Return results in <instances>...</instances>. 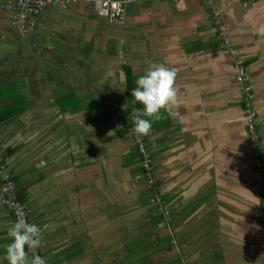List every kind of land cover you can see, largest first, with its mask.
Listing matches in <instances>:
<instances>
[{"label":"crops","instance_id":"obj_1","mask_svg":"<svg viewBox=\"0 0 264 264\" xmlns=\"http://www.w3.org/2000/svg\"><path fill=\"white\" fill-rule=\"evenodd\" d=\"M6 3L0 112L16 116L0 122V165L29 207L43 264H150L181 240L221 227L215 243L225 244L234 222H264V0H134L124 24L74 0L29 14L27 26ZM237 61L253 85L259 142ZM24 239L0 206V264H33Z\"/></svg>","mask_w":264,"mask_h":264},{"label":"built area","instance_id":"obj_2","mask_svg":"<svg viewBox=\"0 0 264 264\" xmlns=\"http://www.w3.org/2000/svg\"><path fill=\"white\" fill-rule=\"evenodd\" d=\"M74 0H7L6 7L18 10L13 24L16 26L33 25L28 21L29 14H38L50 4L68 5ZM93 2L99 13L108 18L114 24H124L126 22L125 7L134 0H89ZM179 2L181 0H174ZM219 38H224V34H219ZM236 70V80L245 92L246 121L249 135L254 142H259V133L257 128L256 112L250 107V101L253 96V85L246 80V69L237 61L234 64ZM137 149L142 156V166L149 181L154 182L155 170L153 166V154L146 135L135 129L132 133ZM2 159L0 155V160ZM0 162H3L1 160ZM256 166L261 168L260 161H256ZM0 206L9 210L15 217L16 222L21 226L25 233V244L27 253L31 257L33 264H43V259L39 252L40 242L34 236V224L29 220V207L23 203L16 192V185L7 171L5 164L0 165ZM168 216V212H165Z\"/></svg>","mask_w":264,"mask_h":264},{"label":"rangeland","instance_id":"obj_3","mask_svg":"<svg viewBox=\"0 0 264 264\" xmlns=\"http://www.w3.org/2000/svg\"><path fill=\"white\" fill-rule=\"evenodd\" d=\"M254 197L256 199H254ZM252 198H253L252 206L254 204L255 205L253 206L254 210H252L251 212L259 215V210L256 209L257 206L261 207V205H259L257 201L258 193L257 195L252 194ZM181 223L182 222H178L177 225L179 226L181 225ZM221 223L223 222H220V224ZM234 223H235L234 231L236 235H234L233 237L230 236L229 240L220 237L224 239L225 244L215 243L216 242L215 236L222 231V228L220 227L219 229L218 228L215 229L217 231L211 232V236L207 235L206 237H202L201 240H199V238L194 242H182L181 240V244H179L180 245L179 248L173 246L172 249L165 254V256L157 255V256H152V258L149 257L147 258L149 259L148 263L150 264H264L263 263L264 262L263 261L264 222H234ZM195 228L197 229V226H195ZM247 230H249L250 239L246 235L244 236L241 235V234H246ZM245 237L248 240V242H246L245 239H243ZM169 242L168 240L164 241L162 243V246L164 245V247L168 248L170 245ZM147 249L140 248L138 250L139 255L142 256L145 252L147 254L149 252L147 251ZM223 254L227 256L223 257L224 256ZM159 258H161V260ZM138 262L139 264H141V260H139Z\"/></svg>","mask_w":264,"mask_h":264},{"label":"trees","instance_id":"obj_4","mask_svg":"<svg viewBox=\"0 0 264 264\" xmlns=\"http://www.w3.org/2000/svg\"><path fill=\"white\" fill-rule=\"evenodd\" d=\"M141 86H145V87H147L148 88V85L147 84H143V83H141L140 85H139V87L138 88H136V90H135V92H134V94H136L137 92H138V90L141 88ZM144 98H149L148 96H147V94H146V96H143ZM2 101L3 100H0V102L2 103ZM134 101H137V103H138V101H139V99H137V100H135L134 99ZM142 102H144V103H146V102H148V100L147 99H145V100H143ZM1 103H0V105H1ZM137 112H139V113H143V110L141 109V106H139V104H137ZM16 111H18V109H16ZM11 112H13L14 113V109H11V108H8V109H6V111H2V112H0V122L1 121H4V120H9V119H11V118H13L14 116H16V114H13V113H11ZM139 116V115H138ZM5 155H6V152H5ZM141 156V155H140ZM5 159H6V157H5ZM11 178L13 179V177L11 176ZM14 182H15V180H14ZM15 185H16V182H15ZM19 195V194H18ZM18 197H20V195L18 196Z\"/></svg>","mask_w":264,"mask_h":264},{"label":"clouds","instance_id":"obj_5","mask_svg":"<svg viewBox=\"0 0 264 264\" xmlns=\"http://www.w3.org/2000/svg\"><path fill=\"white\" fill-rule=\"evenodd\" d=\"M4 161H5V159H4Z\"/></svg>","mask_w":264,"mask_h":264}]
</instances>
